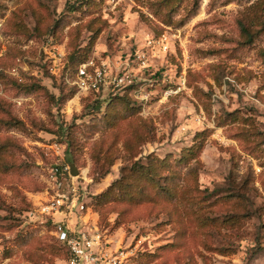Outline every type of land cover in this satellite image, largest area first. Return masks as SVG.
Instances as JSON below:
<instances>
[{"label": "rangeland", "instance_id": "1", "mask_svg": "<svg viewBox=\"0 0 264 264\" xmlns=\"http://www.w3.org/2000/svg\"><path fill=\"white\" fill-rule=\"evenodd\" d=\"M70 56L132 81L78 93ZM52 164L126 264H264V0H0V264H66Z\"/></svg>", "mask_w": 264, "mask_h": 264}, {"label": "built area", "instance_id": "2", "mask_svg": "<svg viewBox=\"0 0 264 264\" xmlns=\"http://www.w3.org/2000/svg\"><path fill=\"white\" fill-rule=\"evenodd\" d=\"M147 42L165 50L168 36L163 33L158 39L148 38ZM50 57L55 65L51 67L54 73L63 69L62 54L58 50ZM134 60L141 68L149 66L144 50L136 53ZM131 81V71L127 66L116 69L107 61L96 63L92 59L79 63L73 78L68 80L82 94L106 86L120 88ZM77 179V176L70 174L69 165L52 164L44 180L46 187L39 209L52 224V232L57 240L68 252L66 264H126L127 249L120 244L112 247L108 230L92 217V211L86 205V192Z\"/></svg>", "mask_w": 264, "mask_h": 264}, {"label": "trees", "instance_id": "3", "mask_svg": "<svg viewBox=\"0 0 264 264\" xmlns=\"http://www.w3.org/2000/svg\"><path fill=\"white\" fill-rule=\"evenodd\" d=\"M224 3L226 2H231L232 0H222ZM87 59L90 58H75L73 56H70V59H68V64H67V69L68 71H73L75 70V68L78 66L79 63L86 61ZM130 86H126L124 89H118L116 90V92L112 91L109 92V95L106 98H97L96 101H98V106L96 107L97 111H102L107 105L111 104V102L115 101V100H128L131 99L129 97V92H130ZM126 98V99H125ZM105 104L104 107H102V105L100 104ZM139 107V106H138ZM102 113V112H101ZM179 163L183 164V161L181 159L177 160ZM166 188L161 187V190H165ZM63 245V244H62ZM63 247L65 248V246L63 245ZM66 250V248H65ZM67 252V250H66ZM68 255V252H67Z\"/></svg>", "mask_w": 264, "mask_h": 264}, {"label": "water", "instance_id": "4", "mask_svg": "<svg viewBox=\"0 0 264 264\" xmlns=\"http://www.w3.org/2000/svg\"><path fill=\"white\" fill-rule=\"evenodd\" d=\"M70 174L71 175H76L77 174V169L73 164H70Z\"/></svg>", "mask_w": 264, "mask_h": 264}]
</instances>
